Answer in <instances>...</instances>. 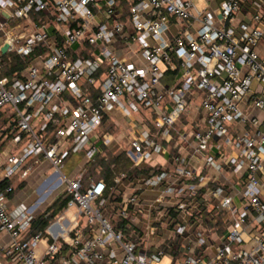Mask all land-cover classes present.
Segmentation results:
<instances>
[{"label": "built area", "instance_id": "built-area-1", "mask_svg": "<svg viewBox=\"0 0 264 264\" xmlns=\"http://www.w3.org/2000/svg\"><path fill=\"white\" fill-rule=\"evenodd\" d=\"M123 1L128 0H0V109L10 108L17 116L20 134L14 139L28 138L0 166V178L26 176L29 161L49 160L55 187L64 186L70 196L67 209H77L86 222L83 228L74 215L66 226L60 216L45 231L32 233L35 211L9 207L0 192V229L11 236L6 255L17 264H159L169 253L150 249L151 238L167 228L172 264H264V54L257 50L264 45V0L253 1L258 11L238 30L231 24L245 0H223L218 14L199 11L193 0H130L126 19ZM13 19L21 21L12 25ZM73 46H78L75 55L69 52ZM130 53L144 65L131 61ZM14 55L31 60L3 74ZM169 73L172 81L166 83ZM199 96L196 108L205 126H194V150L175 153L172 171L139 178L142 185L161 189L162 197L145 208L133 192L117 204L116 222L128 220L132 227L126 235L107 213V182L91 180L83 190L84 169L68 176L67 157L84 152L86 162H92L102 152L92 136L105 114L118 109L143 122L135 123L127 153L136 166L150 162L165 153L175 126ZM253 109L263 116L252 115ZM235 125L252 132L231 138ZM186 137L180 133V142ZM98 139L111 142L107 134ZM219 140L230 142L233 151H215ZM200 160L218 172L228 166L244 175L238 203L221 185L202 192L209 180L193 167ZM213 205L236 218L209 257L201 228L206 224L202 215L214 214ZM140 221L145 228L137 226ZM190 234L199 251L182 257V241ZM43 240L47 248L40 256L36 250ZM62 243L70 248L68 255ZM234 244L250 247L234 251Z\"/></svg>", "mask_w": 264, "mask_h": 264}, {"label": "crops", "instance_id": "crops-1", "mask_svg": "<svg viewBox=\"0 0 264 264\" xmlns=\"http://www.w3.org/2000/svg\"><path fill=\"white\" fill-rule=\"evenodd\" d=\"M222 1L223 0H207L208 5L203 10H200L197 5H195L199 11H209L212 14H218L217 11ZM253 1L254 0H245L241 11L236 14L235 20L231 24L232 27L238 30L241 23L249 22L252 19L254 13L258 11V9L252 5ZM193 25L198 28L201 24L199 21H195ZM176 28L177 27H173L174 30H176ZM257 50L258 52L264 54V45L258 46ZM127 57L131 61L139 65H144L142 58L138 56V54L130 53ZM172 77L173 75L169 73L165 79V82H171ZM257 89H259V85H257ZM248 100L250 101V99L247 98L246 102ZM192 105L194 106V108H192L187 114H184L182 119L175 126V129L173 130V140L170 143H165V153L155 156L150 162L143 163L140 166H136L129 154L127 153L128 150L131 149L130 142L133 135V127L135 123H143L138 116H126L123 112L118 109L109 111L105 114V118L102 125L100 126V128L97 129L96 134L92 136L91 141L93 143H96L97 145H100V147L102 148V152L99 154H104L106 149H110L117 157L124 155V157L121 158V163L126 160L125 158H129L132 162V164L130 163L131 167L143 168L148 166L154 168L153 170L161 169L172 171L175 166V163L173 161L174 154L178 152L183 154L192 152L196 146V140L193 135L194 126H196L197 123L201 127L205 126L203 112L201 110L200 112L197 111L196 107L198 106V104L193 103ZM251 113L252 115H255L257 117L263 116V112L259 109H253ZM14 115V112L10 108L0 109V166H3L5 164L9 155L19 153L28 140L25 135H23V139H21V141H16L14 139L15 136L20 134L17 123V116ZM14 120H16L15 125H13ZM188 121H190V123H187ZM15 130L17 131L15 133V136L9 139V137L13 134ZM182 132L187 135L186 141L183 143H181L179 140V135ZM238 132L242 133L252 131L249 126L244 127L235 125L231 128V138L237 136ZM103 134H107L111 138V142L108 145L101 143L100 139H98V136ZM214 150H223L227 154H229L233 151V146L230 142L219 140L215 142ZM89 163L90 162H86L84 152L71 154L67 157L65 161L64 170L69 167V176H72L78 169H84V174L86 175ZM26 167H31L29 173L26 176H23L22 172H19L12 176V178H8V187H4L2 185L3 181L6 179L0 178V192L4 193L5 201L9 207L25 205L27 207H30L31 210L35 211V216L37 218L41 214L46 213L48 208L51 207L59 197L66 198L68 195L64 186L55 187L54 183L56 182L57 177L54 174L53 165L49 160L44 159L42 157L38 163H34V160H31L29 161ZM193 167L198 174L205 176L207 180H209L208 183L202 187V192H205L208 189H212L221 185L224 187L225 190H227V192H230L235 196L236 203L240 201V195L238 193V190L242 189L243 187V185L241 184L242 181H240V175L242 177L244 176L243 174L239 175L234 173L233 168L228 166H225L223 171L218 172L206 166L203 160L194 162ZM153 173L156 172L151 171L150 174ZM66 174L68 175V173ZM122 174H125L126 177L123 182L117 184L115 182V179L116 177H120ZM142 176L138 177L132 175L128 177L127 171L118 169L113 183L111 184V186L108 185V189L105 192V197L107 199L106 210L107 213L112 216L111 219H113L115 223H117L115 216L117 204H119V202H121L122 200L124 201L125 199H127V197L133 192L139 194L141 202L145 208L151 206L157 198L162 197L161 189L148 187L139 183V178H141ZM97 179L104 178L99 177ZM190 181L193 180L184 179V183H188ZM9 187H11V190H7V188ZM117 197H121V200L118 201L119 199L117 200ZM216 202L218 203V201ZM209 209L210 212H212L214 210V205L210 206ZM217 212L218 211L214 210V214L209 217L213 218V216ZM48 213L50 214V212ZM222 213L223 222L225 223H223L225 227L224 232L219 233L216 231L215 226L208 227L207 224H205V227H200L205 231L204 237L207 242L205 254L209 257H213L215 255L216 246L219 245L225 239V236L228 234L231 224H233L236 218V215L227 214L225 210L222 211ZM74 215L79 216L78 218L80 225L83 226V228H86V222L84 217H82L78 213V210L75 208L68 210L67 207H65L63 210L59 211V213L55 216L53 220L58 219L60 216H64L66 220L64 222L65 225L70 226V219ZM137 226L145 228L144 221L138 222ZM248 231L252 233L255 232L253 227H249ZM169 235L170 232L166 228L165 230H162L158 235L152 237L150 249H166L169 253L168 257L171 258L173 263L175 254L173 252V247H169ZM10 243V234L0 229V264H17L12 257L6 255V250L9 247ZM246 247H250L249 244H246ZM46 248L47 241L43 240L38 245L36 251L40 256H43L45 254ZM198 251L199 248L196 245V238L193 234H190V236H188L186 239H183L179 254L183 257L188 254L196 253ZM62 252L65 255H68L70 253V248L68 247V245L63 244Z\"/></svg>", "mask_w": 264, "mask_h": 264}, {"label": "trees", "instance_id": "trees-1", "mask_svg": "<svg viewBox=\"0 0 264 264\" xmlns=\"http://www.w3.org/2000/svg\"><path fill=\"white\" fill-rule=\"evenodd\" d=\"M131 4H132V1H130V0L121 2L120 5L124 8V9L123 8L122 9L127 10V12L124 11L125 15L123 16V19H126V14H128V9H129ZM49 31H50V33L56 32L55 29H50ZM75 47H78V46H73L72 48L69 49V52L71 55H75V52L73 51ZM38 50H40V49L38 48ZM39 52H41V51H39ZM30 60H31V58L24 61V59H21L19 56L14 55L12 62H11L12 65L10 67H7L4 70L3 74H5V75L13 74L15 71L19 70L20 68H22L23 66L28 64V62ZM91 93L93 94V91H91ZM15 123H16V120H14L13 125H15ZM11 126H12V124H11ZM16 132L17 131L15 130L13 132V134L9 137V139L14 137ZM123 157H124V155L117 157L110 149H106L104 154H98L95 157V159L88 164L87 172H86L87 175H86V177H84V181H83V190L86 189V187L91 182V179L95 177L96 173H99V177H103L104 180L108 183V185L111 186V184L114 181V178L116 177L118 169L127 171L128 177H130L132 175L140 177L142 175H150L151 171H155L156 173H160L161 171H163L161 169L160 170H153L154 168H151L148 166L143 167V168L131 167L132 162L130 161L129 158H125L126 160L121 163V158H123ZM2 185L4 187H8L9 181L7 179L4 180ZM69 199H70V196H67L66 198L59 197L53 203V205L48 208L46 213H43L39 217H37V219H36V221L32 227V233L45 231L48 224L55 218V216L59 213V211L63 210L66 207ZM117 200L120 201L121 197H117ZM48 212H50L49 215H47ZM172 214L174 216L177 215L174 211ZM202 216H203V219L205 220V223L207 224L208 227L209 226H213V227L215 226L216 231L219 233L225 231V229H224L225 227L223 224V213H222V211H218L213 216V218H210L208 214H204ZM129 224L130 223L128 220H120L118 223H114V226L116 229H123L125 234L129 235V232H131V228H132L131 226L128 228ZM170 227H173V225H170ZM173 251H174V248H173Z\"/></svg>", "mask_w": 264, "mask_h": 264}, {"label": "rangeland", "instance_id": "rangeland-1", "mask_svg": "<svg viewBox=\"0 0 264 264\" xmlns=\"http://www.w3.org/2000/svg\"><path fill=\"white\" fill-rule=\"evenodd\" d=\"M193 2L197 5V7L200 9V10H203L207 5H208V2H207V0H193ZM123 5V4H122ZM123 8V7H122ZM124 9V8H123ZM124 11H126L127 12V10H124ZM128 11H129V9H128ZM19 21H21L20 19H13L12 20V22H11V24L13 25V24H16V23H18ZM29 63V62H28ZM257 84H255L254 85V87L256 86ZM201 100V96H199V97H196L195 99H194V101H193V103H196V104H198L199 105V103L201 102L200 101ZM187 123H190V121H188ZM70 163H73V162H70ZM69 166V165H68ZM69 167L68 168H66L65 170H64V172H66V173H68V176H69ZM87 175V174H86ZM86 175L84 176V177H86ZM99 177V173H96V175H95V177L94 178H92V179H97ZM87 181V180H86ZM224 223V222H223ZM225 224V223H224ZM233 250L234 251H237V250H241V249H245V247H246V244H241V245H238V244H234L233 246ZM172 263V260H171V258H169L168 256H166V257H164L163 259H162V261L159 263V264H171Z\"/></svg>", "mask_w": 264, "mask_h": 264}, {"label": "water", "instance_id": "water-1", "mask_svg": "<svg viewBox=\"0 0 264 264\" xmlns=\"http://www.w3.org/2000/svg\"><path fill=\"white\" fill-rule=\"evenodd\" d=\"M5 50H7V46L5 47Z\"/></svg>", "mask_w": 264, "mask_h": 264}]
</instances>
